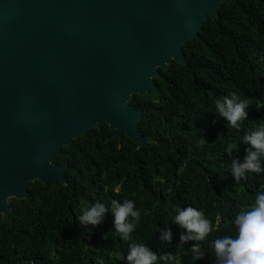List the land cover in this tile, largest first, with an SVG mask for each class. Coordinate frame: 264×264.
<instances>
[{"label":"trees","instance_id":"obj_1","mask_svg":"<svg viewBox=\"0 0 264 264\" xmlns=\"http://www.w3.org/2000/svg\"><path fill=\"white\" fill-rule=\"evenodd\" d=\"M183 51L187 65L161 69L149 92L129 103L143 111L139 128L152 143L139 148L105 126L63 148L54 163L67 167V185L30 183V198L11 199L0 217V264H125L117 256L127 254L130 241L114 230L113 199H132L141 210L136 241L173 253L180 264H214L211 233L234 235L232 218L264 185V175L255 174L236 184L229 170L232 159L243 160V135L264 124V0H227ZM232 92L250 101L239 129L215 113V99ZM232 143L240 146L229 155ZM97 201L109 209L105 221L84 228L80 207ZM189 205L203 209L214 230L208 241L178 248L182 230L171 224L173 209ZM165 223L171 245L158 239ZM196 244L205 256L194 261Z\"/></svg>","mask_w":264,"mask_h":264},{"label":"water","instance_id":"obj_2","mask_svg":"<svg viewBox=\"0 0 264 264\" xmlns=\"http://www.w3.org/2000/svg\"><path fill=\"white\" fill-rule=\"evenodd\" d=\"M227 0H0V217L28 186L67 185L55 164L93 128L143 148L145 96Z\"/></svg>","mask_w":264,"mask_h":264},{"label":"clouds","instance_id":"obj_3","mask_svg":"<svg viewBox=\"0 0 264 264\" xmlns=\"http://www.w3.org/2000/svg\"><path fill=\"white\" fill-rule=\"evenodd\" d=\"M264 59V57H262ZM250 106L248 99H241L235 92L215 99V113L228 122L232 128L239 129L241 122L248 119ZM203 144L204 141L199 142ZM241 144L247 145L241 161L232 159L230 175L236 184L246 182L250 174L264 175V124L248 130L242 137ZM239 144H228L226 152L231 155ZM113 227L122 241H130L126 255L117 256L125 264H180L178 258L171 252H156L143 241H136L133 233L141 222V210L132 199L111 201ZM172 225L182 231L179 235L178 248L188 242H204L209 240L214 230L203 209L175 206ZM109 209L104 203L97 201L91 205H81L78 222L86 228L101 225L105 221ZM159 228L158 239L165 244H172L173 231L171 227ZM235 229L234 235L217 237L211 233V249L214 264H264V185L256 192L254 202L250 207L241 208L231 220ZM194 261L203 259L205 252L199 244L191 247Z\"/></svg>","mask_w":264,"mask_h":264}]
</instances>
